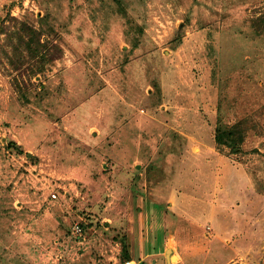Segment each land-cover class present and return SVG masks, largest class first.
Here are the masks:
<instances>
[{"label":"rangeland","instance_id":"obj_1","mask_svg":"<svg viewBox=\"0 0 264 264\" xmlns=\"http://www.w3.org/2000/svg\"><path fill=\"white\" fill-rule=\"evenodd\" d=\"M167 248L264 264V0H0V264Z\"/></svg>","mask_w":264,"mask_h":264},{"label":"built area","instance_id":"obj_2","mask_svg":"<svg viewBox=\"0 0 264 264\" xmlns=\"http://www.w3.org/2000/svg\"><path fill=\"white\" fill-rule=\"evenodd\" d=\"M81 231H82V227L79 223H77L73 226V232L75 234H81L82 233ZM126 264H137V261H134V260L133 261H127Z\"/></svg>","mask_w":264,"mask_h":264},{"label":"crops","instance_id":"obj_3","mask_svg":"<svg viewBox=\"0 0 264 264\" xmlns=\"http://www.w3.org/2000/svg\"><path fill=\"white\" fill-rule=\"evenodd\" d=\"M147 246H148V245H147V243H146V248H147ZM136 251H137V254H138L139 251H138V250H136ZM145 252H146L148 255H151V254H152V253H149V251H147V249H146ZM131 254L134 255V253H131Z\"/></svg>","mask_w":264,"mask_h":264},{"label":"water","instance_id":"obj_4","mask_svg":"<svg viewBox=\"0 0 264 264\" xmlns=\"http://www.w3.org/2000/svg\"><path fill=\"white\" fill-rule=\"evenodd\" d=\"M168 249H169V248L166 249V258H167V263L170 264V262H169V257H168V254H167Z\"/></svg>","mask_w":264,"mask_h":264},{"label":"trees","instance_id":"obj_5","mask_svg":"<svg viewBox=\"0 0 264 264\" xmlns=\"http://www.w3.org/2000/svg\"><path fill=\"white\" fill-rule=\"evenodd\" d=\"M151 252H152V250H149V253H151ZM127 255H128V257H131V255L129 254V252H127Z\"/></svg>","mask_w":264,"mask_h":264},{"label":"bare ground","instance_id":"obj_6","mask_svg":"<svg viewBox=\"0 0 264 264\" xmlns=\"http://www.w3.org/2000/svg\"><path fill=\"white\" fill-rule=\"evenodd\" d=\"M171 250H172V249H171ZM171 250L168 251V256H169V257H170V252H171Z\"/></svg>","mask_w":264,"mask_h":264}]
</instances>
